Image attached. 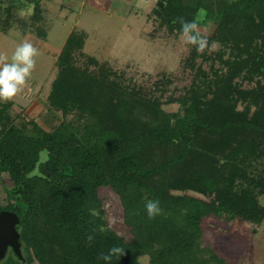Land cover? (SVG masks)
Segmentation results:
<instances>
[{
  "label": "trees",
  "instance_id": "trees-1",
  "mask_svg": "<svg viewBox=\"0 0 264 264\" xmlns=\"http://www.w3.org/2000/svg\"><path fill=\"white\" fill-rule=\"evenodd\" d=\"M29 4L40 21L41 0H0V31ZM152 16L179 34L181 19L215 24L207 38L219 48L192 49L185 67L195 74L182 94L164 100L166 75L154 97L127 82L83 52L87 35L75 29L45 100L57 127L19 120L12 100L0 102V177L11 183L0 213L18 215L23 255L9 249L0 264H140L144 255L150 264H228L204 248V220L264 221V0H157ZM101 188L119 197L129 238L107 226ZM149 200L161 208L154 219ZM112 247L124 254L99 258Z\"/></svg>",
  "mask_w": 264,
  "mask_h": 264
},
{
  "label": "rangeland",
  "instance_id": "rangeland-1",
  "mask_svg": "<svg viewBox=\"0 0 264 264\" xmlns=\"http://www.w3.org/2000/svg\"><path fill=\"white\" fill-rule=\"evenodd\" d=\"M156 3L157 0H41L43 17L40 21L32 18V4L21 10L14 9L11 28L5 33L0 31V54H6L10 59L15 48L28 41L39 49L40 55L27 86L12 99L15 104L13 115L18 114L22 120L25 114L48 131L58 126L59 120L48 111L45 100L58 72V55L75 29L87 35L83 52L123 74L127 82L140 86L154 97L161 93L155 84L166 75L171 84L164 92V100L169 95L182 94L191 85L195 74L185 67L195 46L183 44L179 33L159 30V21L152 16ZM3 9H0V26L6 17ZM198 27L209 37L215 24L206 22ZM39 31L47 32L46 37H40ZM39 41L43 42L41 47L36 44ZM218 48L217 43L215 47L209 44L211 50L206 49L200 54L207 56ZM205 56L198 57L196 65L208 70L210 64ZM165 89V86L161 87V90ZM166 109L176 111L178 106ZM41 158L44 160L46 153ZM258 166H264V161L258 162ZM10 186L6 175L0 177V206L6 205ZM99 195L107 226L129 238L119 197L109 188H101ZM260 203L264 206V196ZM203 229L204 248H212L228 264H264V221L256 225L211 216L204 220ZM139 261L140 264H150L146 255L140 256Z\"/></svg>",
  "mask_w": 264,
  "mask_h": 264
},
{
  "label": "clouds",
  "instance_id": "clouds-1",
  "mask_svg": "<svg viewBox=\"0 0 264 264\" xmlns=\"http://www.w3.org/2000/svg\"><path fill=\"white\" fill-rule=\"evenodd\" d=\"M180 23V40L183 44L195 46L199 53L209 49L208 38L201 33L196 22L181 19ZM213 47H215V42H213ZM39 55V49L28 41L20 43L10 59L6 54H0V102H9L24 90L36 67V58ZM145 210L148 218L154 219L161 213L159 201H147ZM92 239V236L88 237L89 242ZM123 254L124 249L112 247L107 254L102 253L99 258L110 262L113 256L120 258Z\"/></svg>",
  "mask_w": 264,
  "mask_h": 264
},
{
  "label": "water",
  "instance_id": "water-1",
  "mask_svg": "<svg viewBox=\"0 0 264 264\" xmlns=\"http://www.w3.org/2000/svg\"><path fill=\"white\" fill-rule=\"evenodd\" d=\"M12 249L22 257V243L20 234V219L10 211L0 213V260L4 259Z\"/></svg>",
  "mask_w": 264,
  "mask_h": 264
},
{
  "label": "crops",
  "instance_id": "crops-1",
  "mask_svg": "<svg viewBox=\"0 0 264 264\" xmlns=\"http://www.w3.org/2000/svg\"><path fill=\"white\" fill-rule=\"evenodd\" d=\"M37 43H39L38 45H39V47H41L43 42L41 43V42L39 41V42H36V44H37Z\"/></svg>",
  "mask_w": 264,
  "mask_h": 264
}]
</instances>
